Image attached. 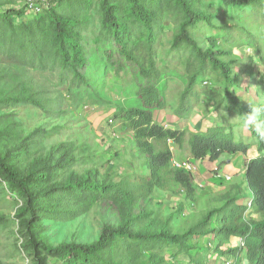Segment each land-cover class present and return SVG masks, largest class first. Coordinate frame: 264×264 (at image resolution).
Returning a JSON list of instances; mask_svg holds the SVG:
<instances>
[{
	"label": "trees",
	"instance_id": "16d2710c",
	"mask_svg": "<svg viewBox=\"0 0 264 264\" xmlns=\"http://www.w3.org/2000/svg\"><path fill=\"white\" fill-rule=\"evenodd\" d=\"M92 2L30 0L17 8L0 7V54L58 71L71 90L90 92L99 105H110L108 92H114L117 130L134 147L120 172L109 165L101 175L94 166L63 183L52 180L68 160L65 146L54 147L24 171L0 155V178L22 199L17 218L31 263L48 264L53 258L60 264H175L184 255L205 264L209 254L219 259L232 254L234 259L223 256L222 264H264V139L254 131L258 154L247 161L244 188L234 184L215 194L208 187L201 193L192 172L172 166L173 147L186 150L189 160L215 162L223 154L247 153L252 144L224 123L192 131L165 126L161 119L167 109L188 117L208 98L218 112L232 109L229 101L242 85L243 61L233 47L248 45L264 62V0H97L100 23L87 49L81 30ZM168 23L173 35L161 59ZM215 29L222 38L211 33ZM255 83L263 99L257 104L264 106V73ZM25 100L44 109L34 95ZM155 192L183 198L169 211ZM201 200L209 208L189 221L186 207ZM93 204L118 218L94 242L51 246L39 239L40 221L74 218Z\"/></svg>",
	"mask_w": 264,
	"mask_h": 264
},
{
	"label": "rangeland",
	"instance_id": "374dc122",
	"mask_svg": "<svg viewBox=\"0 0 264 264\" xmlns=\"http://www.w3.org/2000/svg\"><path fill=\"white\" fill-rule=\"evenodd\" d=\"M27 1L30 0H0V7L17 8L24 6ZM97 3V0H93L92 9L83 20L86 28L81 30L82 44L87 49H91L92 32L97 31L100 23ZM201 29L204 31L206 28L203 26ZM211 33L223 37L217 29ZM172 35V25L168 23L164 33L165 44L161 47L159 58L163 59L165 56L166 45ZM250 49L245 44L232 49L234 55L243 56L240 69L242 85L236 89L238 94L234 100L229 101L232 109L222 107L218 112L211 107L213 98H208L204 104L196 106L188 117L180 118L171 109L161 114L165 126L189 128L192 131L224 123L252 144L247 153L236 156L223 154L215 162L207 159L189 160L190 155L186 150L173 147L175 161H189L195 166L192 174L194 183L201 187L198 192L204 193L210 187V193H221L226 187L234 184L244 188L243 176L247 159L258 154L254 129L244 126L241 122L242 115L249 114L251 107L258 106L257 103L263 101L258 94L259 86L255 79L258 73H264V62L256 60L253 49ZM108 93L112 103L99 105L91 98L90 92L71 90L68 82L62 81L58 71H43L37 67L25 66L0 54V155L24 171L35 162L46 158L54 147L65 146L69 150L68 160L55 172L52 183H63L71 178L81 177L94 166L101 175L109 165H113L114 172H120L130 160L129 150L134 147L129 136L117 130L118 119L114 116V99H117V95L112 91ZM219 93L222 94V91L219 90ZM30 95L39 98L44 109L25 100ZM215 174H220L224 179L228 177V180L218 184L214 181ZM153 195L168 206L169 211L176 209L177 203L183 198L169 193L155 192ZM21 206L22 199L19 194L13 196L8 184L0 178V264H32L20 232V220L17 218ZM208 208L206 200H201L195 205H188L185 213L189 217L188 220L193 221ZM117 220V215L111 210L101 204H93L87 212L74 218L40 221L37 233L39 239L51 246L63 243H91L98 238L105 225L115 224ZM214 224L215 222L212 223ZM209 238L212 236L202 239V245ZM232 242V246L236 244V241ZM201 249L202 252L205 251V247ZM213 256L209 254L207 258L204 257L205 264H222L223 256L226 259H234L232 254H223L220 259ZM48 264H60V261L49 258ZM175 264L194 262L180 255Z\"/></svg>",
	"mask_w": 264,
	"mask_h": 264
},
{
	"label": "clouds",
	"instance_id": "9594fccd",
	"mask_svg": "<svg viewBox=\"0 0 264 264\" xmlns=\"http://www.w3.org/2000/svg\"><path fill=\"white\" fill-rule=\"evenodd\" d=\"M222 114L225 116L223 110ZM241 122L244 126L253 128L257 135L264 139V106L251 107L249 114L242 115Z\"/></svg>",
	"mask_w": 264,
	"mask_h": 264
},
{
	"label": "built area",
	"instance_id": "2783aa9c",
	"mask_svg": "<svg viewBox=\"0 0 264 264\" xmlns=\"http://www.w3.org/2000/svg\"><path fill=\"white\" fill-rule=\"evenodd\" d=\"M172 164L175 166V167H179V168H184L186 170H189V171H193L195 169V166L190 163V162H187V161H173ZM215 177L219 178L220 177V174H215L214 175ZM226 180H228V177H225ZM248 205H250V201L248 202ZM225 264H229L228 262H226Z\"/></svg>",
	"mask_w": 264,
	"mask_h": 264
},
{
	"label": "bare ground",
	"instance_id": "6f19581e",
	"mask_svg": "<svg viewBox=\"0 0 264 264\" xmlns=\"http://www.w3.org/2000/svg\"><path fill=\"white\" fill-rule=\"evenodd\" d=\"M175 159L174 158H172L171 159V164H172V162L174 161ZM178 161V160H177ZM182 162V161H181ZM187 162H189V161H187ZM172 166H174L173 164H172ZM186 170V169H185ZM187 171H189V170H187ZM189 172H192V171H189Z\"/></svg>",
	"mask_w": 264,
	"mask_h": 264
},
{
	"label": "crops",
	"instance_id": "0c3cea01",
	"mask_svg": "<svg viewBox=\"0 0 264 264\" xmlns=\"http://www.w3.org/2000/svg\"><path fill=\"white\" fill-rule=\"evenodd\" d=\"M248 159H249V158H248ZM248 159H247V160H248Z\"/></svg>",
	"mask_w": 264,
	"mask_h": 264
}]
</instances>
